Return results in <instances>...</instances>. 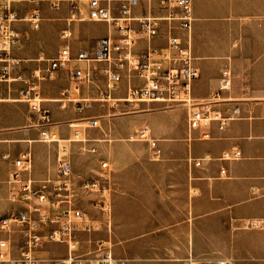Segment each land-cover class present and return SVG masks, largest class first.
Segmentation results:
<instances>
[{"label": "built area", "instance_id": "built-area-1", "mask_svg": "<svg viewBox=\"0 0 264 264\" xmlns=\"http://www.w3.org/2000/svg\"><path fill=\"white\" fill-rule=\"evenodd\" d=\"M66 1L72 15L67 21L75 18L101 22L107 28L106 33L97 39L93 49L72 53L70 29H62L56 53L53 56L38 53L32 58L34 66L27 73L22 72L23 59L13 54L21 38L16 23L28 22L32 30H39L44 18L42 10L58 11ZM80 2L86 5L85 17L79 16ZM192 21V0H0V84L8 91L13 85L18 86L17 97L13 99L26 102L37 114L39 122L35 126L39 127L38 140L42 142L57 140L51 130L55 123L50 120V110L43 104L48 98L42 97V83L53 80L57 73L64 75V85L56 98L59 107L72 105L81 114L96 102L99 108L107 109L104 115L88 114L74 120H83L88 127L99 126L104 117L150 111L134 107L154 103L162 109H185L189 130L205 129L212 123L223 129L239 116V108L233 107L225 115L213 106L215 101H198L191 95L192 82L199 75L191 50ZM161 39L162 44L157 42ZM230 82L231 72L225 67L218 90L228 89ZM129 106L132 109L120 108ZM80 134L79 129H74L68 141H89L79 137ZM202 136L207 137L208 132ZM127 140L146 142L153 159L161 156L158 139L148 125L138 127ZM83 148L96 152L95 145ZM60 150L64 154L56 156V177L41 180L31 176L33 156L29 146L14 155L2 154L10 166L7 200L21 205L0 215V264H41L37 250L44 242L66 244L60 264H126L103 241H98L91 250L78 251L77 233L97 231L101 222L78 205L72 165L65 153L67 146L61 145ZM240 157L241 151L234 148L222 151L218 159L230 161ZM203 159L190 157L188 162L199 166ZM100 166L108 169L109 162L103 160ZM219 172L227 174L223 167ZM78 188L98 195V199L92 200L93 205L106 213L108 179H82ZM104 220L109 228V220ZM15 233L17 239L13 238Z\"/></svg>", "mask_w": 264, "mask_h": 264}, {"label": "crops", "instance_id": "crops-1", "mask_svg": "<svg viewBox=\"0 0 264 264\" xmlns=\"http://www.w3.org/2000/svg\"><path fill=\"white\" fill-rule=\"evenodd\" d=\"M82 3L80 14L85 11L86 15ZM66 7L69 9L67 1L59 10ZM192 16L191 50L199 75L192 82L191 95L198 101H215L213 106L225 115L238 107L239 116L223 129L212 123L193 130L187 128L183 108L117 118L115 136L127 140L136 128L148 125L162 150L161 156L153 159L146 142L114 143L115 231L126 238L115 256L126 264H185L192 257H217L220 245L235 250L245 244V232L231 236V228L256 219L263 220L264 226V0H192ZM157 42L164 43L163 39ZM69 43L72 53L96 45L74 43L71 36ZM225 67L231 72L230 87L218 90ZM56 77V82L64 84L62 73ZM50 83H42L43 93L51 91ZM95 93L92 90L91 94ZM176 112L180 113L178 118ZM144 116L150 120L145 121ZM124 118H128L127 125ZM204 132H208L207 137L202 136ZM23 135L0 129L4 162L8 163L3 153L14 155L20 149L14 152L1 141L22 139ZM234 148L241 151L239 159H218L222 151ZM31 151V176L35 180L55 178L57 155L38 144H33ZM190 157L205 159L194 166L188 162ZM222 167L227 171L224 176L219 172ZM72 170L74 177L76 171ZM2 172L6 177L5 170ZM8 188V179L6 183L0 180L4 205L0 215L10 208ZM258 245L261 255L257 259L264 261V231Z\"/></svg>", "mask_w": 264, "mask_h": 264}, {"label": "rangeland", "instance_id": "rangeland-1", "mask_svg": "<svg viewBox=\"0 0 264 264\" xmlns=\"http://www.w3.org/2000/svg\"><path fill=\"white\" fill-rule=\"evenodd\" d=\"M82 6H84V3H82ZM42 13L46 18L42 20L39 30H32L28 22L16 23V26L20 29L21 38L13 48V54L23 59L22 71L24 70L25 73H27L30 70L29 68L34 65L35 62L32 58L37 56L38 53L42 52L45 56H53L55 54L61 43L60 31L62 29L69 28L72 41L77 44L81 43L80 45H87L88 47L93 46L98 37L106 32V27L102 23L87 20L79 21L75 18L73 21H67L66 18L72 16L67 7L58 11L43 9ZM58 14L59 19H55ZM73 16L76 17L77 15ZM79 16L84 17L85 11H83L82 14H79ZM27 69L28 71H25ZM57 80L58 78L56 77L53 81H48L51 82L50 92H42V97L48 98L43 104L50 110V120L55 123V125L51 127V130L55 131L57 140L51 142L39 141V127L35 126L39 122L37 114L30 110L29 105L26 102L13 99L17 97L18 86L13 85L10 91H8L4 85L0 84V129H3L4 131H18L24 133L22 139L14 138L3 140L1 142L8 144V147L14 152L21 148H25V145L27 147L30 145L32 149L33 144H38L40 147L49 150L51 154L55 156L57 154L62 156L64 153H62L60 147L61 145H66L67 151L65 153L68 155L72 167L76 171L74 177L78 192V205L88 212L91 217L97 218L101 222V227L97 231L77 233L76 237L79 241L78 251L83 252L91 250L97 245L98 241H103L104 245L110 246L112 253L116 255L115 250L125 243L126 238L122 239L115 231L114 165L112 162V159L114 158V143H131L125 139L126 137L114 135L116 120L121 116L165 111L168 109H162L160 104L139 103L137 107L135 105L134 109L138 108L137 110L139 111H150L104 117L100 120L99 126L88 127L83 120L72 121L81 117H86L89 114L87 112L93 110H98L97 114L104 115L105 112H107V109L99 108L96 102L92 104L93 107L85 108L81 114H77L72 105H67L66 108L59 107L57 101L50 100L59 97V90L64 85L61 84V82H56ZM120 108L121 110L132 109L131 106ZM176 113V117L178 118L180 113ZM151 115L152 117L153 115L157 117L159 116V114ZM144 119L145 121H149L150 117L144 116ZM123 122L127 125L128 118H124ZM74 129H79L81 131L79 137H85L89 141L84 143L66 141V138L73 137L72 132ZM29 139H31V141H28ZM89 145H95L96 152H88L83 148V146L87 148ZM103 160L109 162L108 169L101 168L100 163ZM0 161L3 163V165H0V171L2 172L5 170L6 172V177H3L4 172H2L0 180L6 183L9 178L8 171L10 166L1 159V153ZM90 178L100 179L101 181L108 179V182L110 183V189L105 192L106 213H103L98 206L93 205L92 200L98 199V195L92 192H83L78 188L82 179ZM8 203L10 204V208L3 214L10 213L21 205L20 203ZM3 206V203L0 201V209H3ZM143 216V214H139L140 218ZM105 218L109 220V228L106 226ZM262 221L263 220L257 219L251 222L244 221L239 227H233L230 229L231 236L233 233L239 234L240 232H245L246 235L243 239L245 243L244 246L239 245V248L233 250L232 246L220 245L216 247L217 250L215 253L218 255L217 257H192V260L188 259L185 261V264H203L206 261H218L220 262L219 264L226 261H228L229 264H264V261L257 259V257H260L261 255V247L258 245V242L260 243L261 241V231H264ZM13 238H18L17 233L13 235ZM66 249L67 247L65 243L44 242L37 250V255L41 259V264H60L59 261L65 256Z\"/></svg>", "mask_w": 264, "mask_h": 264}, {"label": "bare ground", "instance_id": "bare-ground-1", "mask_svg": "<svg viewBox=\"0 0 264 264\" xmlns=\"http://www.w3.org/2000/svg\"><path fill=\"white\" fill-rule=\"evenodd\" d=\"M57 100V99H56ZM72 124V123H71ZM80 136V135H79ZM68 140H70V139H68V138H66V141H68ZM101 173V172H100ZM253 223V222H252ZM220 262H218V261H214V262H211V261H206V262H204L203 264H219Z\"/></svg>", "mask_w": 264, "mask_h": 264}]
</instances>
